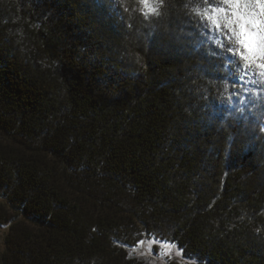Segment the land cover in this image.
Masks as SVG:
<instances>
[{"label":"trees","instance_id":"1","mask_svg":"<svg viewBox=\"0 0 264 264\" xmlns=\"http://www.w3.org/2000/svg\"><path fill=\"white\" fill-rule=\"evenodd\" d=\"M126 6L0 0V264H264V84L190 0Z\"/></svg>","mask_w":264,"mask_h":264},{"label":"snow or ice","instance_id":"2","mask_svg":"<svg viewBox=\"0 0 264 264\" xmlns=\"http://www.w3.org/2000/svg\"><path fill=\"white\" fill-rule=\"evenodd\" d=\"M116 3L124 12L129 11L126 0ZM137 3L136 10L145 20L159 17L164 7V0H137ZM190 5L198 26L225 53L230 83L264 84V0H195L194 3L190 0ZM233 67L238 75H231ZM145 243L149 252L153 244H159L161 256H170L176 248L174 243L153 237L137 241L133 250ZM176 251L182 254L181 249Z\"/></svg>","mask_w":264,"mask_h":264},{"label":"rangeland","instance_id":"3","mask_svg":"<svg viewBox=\"0 0 264 264\" xmlns=\"http://www.w3.org/2000/svg\"><path fill=\"white\" fill-rule=\"evenodd\" d=\"M7 232L6 226L0 225V251L3 249V239ZM154 236H144L141 240H150ZM157 238V237H155ZM159 239V238H157ZM133 246L126 247L127 253L134 258H137L139 260H142L146 262L147 264H168V263H174V264H186L190 262V259L183 256V254L178 253L176 249H179L176 245V248H174L171 252L170 256H161V247L159 244H153L151 252L148 251V244L145 243L144 245H141L137 247L135 250H133Z\"/></svg>","mask_w":264,"mask_h":264}]
</instances>
